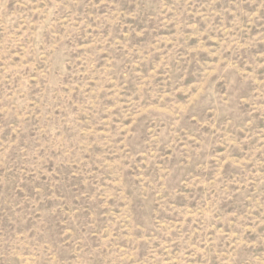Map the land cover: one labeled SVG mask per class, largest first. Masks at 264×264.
Instances as JSON below:
<instances>
[{
	"label": "rangeland",
	"instance_id": "374dc122",
	"mask_svg": "<svg viewBox=\"0 0 264 264\" xmlns=\"http://www.w3.org/2000/svg\"><path fill=\"white\" fill-rule=\"evenodd\" d=\"M0 264H264V0H0Z\"/></svg>",
	"mask_w": 264,
	"mask_h": 264
}]
</instances>
